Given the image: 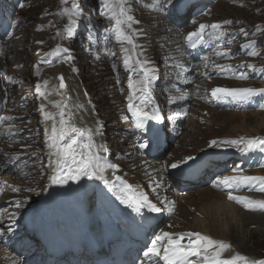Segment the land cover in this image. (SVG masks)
<instances>
[{
    "label": "snow or ice",
    "instance_id": "snow-or-ice-1",
    "mask_svg": "<svg viewBox=\"0 0 264 264\" xmlns=\"http://www.w3.org/2000/svg\"><path fill=\"white\" fill-rule=\"evenodd\" d=\"M65 3H67V0H65ZM99 3L107 10V18L110 21H114L113 32L115 40L121 45V50L126 54L123 59V66L125 71L129 72L128 88L130 89L127 107L134 119L135 129L142 133L145 138L141 141L139 147L141 149L151 148L161 135L162 129L156 125L162 123V118L158 106L151 104V89L154 81L157 79L152 74L154 69L145 67L149 61L140 60L139 55L141 53H137L136 51L138 45L135 40L138 32L133 28V24H138L139 21L135 20L133 15H131L132 9L129 0H117L115 4L110 3V0H99ZM153 9L166 17L172 15L179 16L183 10V4L181 0H155ZM63 14L68 16L69 24L71 25L76 23V17L83 15V10L78 4L73 3L71 9L65 8L63 10ZM230 23L231 21L224 22V24ZM222 28L223 25L219 23L211 25L201 23L196 31L188 33L186 39L189 45L193 47L197 41L201 44H206L210 40L221 41L228 35L225 31H222ZM241 32H243L246 38L249 36L243 29H241ZM57 34L59 35L60 33ZM72 35L73 33L69 27L68 36L71 37ZM227 42L230 44L231 39H228ZM125 45L130 47H125ZM241 48L247 50V54L252 57L259 55L257 51L250 50L253 48V43L241 45ZM217 55L223 56L226 53H217ZM67 59L71 60L72 57L68 56ZM204 59L207 62L208 57ZM204 66L207 68V63ZM214 67L219 72L230 73L239 80H247L249 78L247 72H239L237 75L230 65L215 64ZM239 67H245L253 72L257 71L255 66L251 64ZM113 68L115 69V65H113ZM137 69L139 70L138 72ZM185 71H187L186 68ZM141 73V78L138 81L134 80V74L139 75ZM36 74H40L39 70H37ZM202 75L211 79L210 76H207V73H202ZM57 79L59 80V89H65L64 77L61 75ZM37 92L41 96L45 95L44 92L40 91L39 85H37ZM137 93H140V95L137 96ZM57 94L61 93L57 92ZM210 95L218 102L247 104L256 97H264V88L215 87L211 89ZM137 99L139 100L138 104L135 103ZM179 99L183 100L185 96L182 94ZM55 107L60 109L58 112V122L52 115L44 116V120L53 121L49 137L50 143L48 145L50 149L49 166L54 165V174L51 177L53 185H64L70 180L79 182L81 177H86L89 180L99 179L103 180L109 189L116 193V198L121 204L132 209L134 212L139 213L141 209H147L152 213H160L162 211L160 207L149 200L142 190L127 183L120 176L115 177V181L119 182L118 184L115 181L107 180L104 175L105 171L117 168L116 165L109 163L101 155V152H108L107 147L104 145L97 146L90 130H84L76 126L66 102H62V104L58 103ZM149 107H151L150 111L148 110ZM260 107L264 109V104H261ZM65 110H68V112ZM99 130L98 128L97 131L99 132ZM210 146L235 148L242 155L256 151L264 153V139L258 137L247 140L243 137L239 139L212 140ZM53 157L55 158L54 160L52 159ZM194 159L195 157L188 156L180 163H172L165 166L161 171H166L167 167L177 169L181 163L187 164ZM259 167L264 168V163H261ZM233 171L234 175H225L218 178L215 186L226 192L229 201L241 205L245 210L264 212V200H253L247 196L234 194L242 190L264 193V176L246 175L244 174V169L240 166H236ZM156 186L159 187V184ZM12 191L18 192L19 189L13 188ZM161 203L165 204L170 213L172 212L171 202L162 200ZM20 206L19 202L15 205L16 208ZM15 215V213L11 214L12 219H15ZM12 230L13 226L10 224L5 230H0V237H3L5 232H12ZM230 250V244L199 232L173 234L161 231L151 241L150 247L147 248L143 255L149 261V264H160V262L162 264H264V259H250L248 256L239 253L226 256L225 253ZM13 264H16V262L13 261Z\"/></svg>",
    "mask_w": 264,
    "mask_h": 264
},
{
    "label": "rangeland",
    "instance_id": "rangeland-1",
    "mask_svg": "<svg viewBox=\"0 0 264 264\" xmlns=\"http://www.w3.org/2000/svg\"><path fill=\"white\" fill-rule=\"evenodd\" d=\"M27 1L33 2V5L31 6L30 9H26L25 11L21 12L20 16L26 17L25 19L32 21L30 22L29 26L26 27V29H23L17 35L18 40L15 43L16 46L11 48L10 50L11 52L8 57H5L4 60L2 59L0 60V64L1 63L3 64L4 62L6 63L9 60L10 61L14 60L13 63L6 64V66H11L17 61H21V65H22L21 68L17 73L14 72L16 76H18L20 78V81L23 82L24 80H27V78L31 77L32 74H34L32 78H34L37 85L41 87L40 82L43 80L44 73L50 71L51 69L44 71L43 73L40 74L39 77L36 74L37 72L34 73V69L35 68L43 69L46 66L44 62H41L39 60L40 57L39 52L45 49L46 47H49V45L54 40L53 38L56 37L57 33H55V31L53 30L54 28L52 27V25L55 23L53 22V20L58 17L59 13L54 18H52V20L45 21L43 19L41 20L43 22H40V17L49 16L50 14L49 8H51V6L53 5V1L52 0H27ZM91 1L94 7V3H96V0H91ZM97 3H99V0H97ZM227 3H231V4L228 5L226 3H219L217 5L216 9L214 10L215 16L213 15L214 16L213 20L220 18L222 19L238 18L239 20H244L252 28H259V30H261L260 35L264 37V30L262 29V26L264 27V0H240L238 2L236 0L234 2H227ZM97 19H99L98 16ZM39 23H41L42 25ZM51 23L52 25L49 27V33L51 35L48 37V33L47 31H45V29L46 26L50 25ZM145 23H147V21H145ZM42 26L44 29L39 31L38 27L42 28ZM47 37H48L47 41H51V42H49L48 44H44L43 46L42 43H45L46 41L45 39ZM47 52L48 50L45 53ZM54 69H60V68L56 67ZM84 69L85 68L82 69L81 67V72L83 75L80 77V79L88 89L89 93L92 95L93 100L96 101L101 116L104 119H107V121L110 120L112 121V119L114 120L113 118L114 110L111 108V103L108 102V98H107L108 93L107 92L105 93L104 87L107 85L106 81L97 77H92V74L89 72V67H86V70ZM232 87H239V86L233 85ZM21 93H25L23 98L29 100L31 105L30 110H32V113L35 114L36 116L35 119L37 120L39 116L38 113H40V108L45 103L41 99V95H39V93L35 91V93L40 96V97H36L33 94L34 91L32 90V87L31 85H29L28 82L24 83V87ZM203 107L205 106H202L201 110H204ZM215 112L222 113L216 110ZM223 113L227 116L225 119L211 120L204 117L203 120L205 121V124L203 125L200 124L201 121L200 122L195 121L192 118L188 119L183 126V133H184L183 137L177 140V143L179 144L180 148L174 149L170 152L172 155H174L175 159H181L183 156L186 155L192 156L197 154L195 148L198 147V145L208 143L209 140L211 139L223 138V137L226 138V136L229 135H235L237 137H241L242 135H244L245 137H254L257 135L264 136L263 113H256V112L254 113L223 112ZM244 115L245 116L248 115V117L243 118ZM231 116H233V118L227 119L228 117ZM40 127L44 128L43 120H41ZM196 128H198L199 130L196 131L195 130ZM43 130L44 131L42 138H44V142L41 143V146H46L45 142L47 141L46 138L48 137V134H46L45 129ZM217 131L219 133L218 136H213L210 134L211 132H217ZM191 140H195L197 142L195 148L190 147L189 144L191 143ZM38 159L42 160V157L38 156ZM175 159H168L167 157H165L163 160H165L166 163H171L175 161ZM134 162L135 161L132 159L130 167L131 170L134 171V173L138 174V170L135 167L136 162L135 163ZM141 167H143L142 163H140V168ZM6 178L9 179V176H6ZM200 184L201 183H199L198 185L194 184L191 186L192 188L198 187L197 190L187 192V194L180 196V199L183 202V206H184L181 209V213L184 217L181 216L176 217L178 213L176 210L177 208L174 209L175 212L172 216L173 218L167 221V223L163 224L161 230L163 228H167V231H175L174 228L170 229L168 228L167 225L170 223H174L176 221H184L188 223V226H190L191 228L200 231L202 230L205 232H208L205 229L208 223H214L215 227H218L217 225L220 224L224 229H226L227 226L234 224L236 227H238L237 235L239 236L238 238L239 240L244 239L245 242L248 241V237L246 236L248 232H251V234L253 235V242L255 244H253L252 242L250 243L248 241L246 243L247 244L246 248L240 246L242 254L246 255V253L251 252L253 253L251 254L253 256V259L258 260L262 258L264 256L262 254L264 253V228L261 226H252V225H249L247 227H242L241 222H244L243 213L246 211L241 208H238L236 205L228 201H225L224 197L221 196L220 194L218 193L213 194L214 191L212 189L208 188L204 184L203 185L205 187L203 188ZM47 194L48 192L45 193L43 200L47 197ZM206 206H208L206 212L200 209ZM231 246H233L234 249L239 250L237 248L236 243H232Z\"/></svg>",
    "mask_w": 264,
    "mask_h": 264
},
{
    "label": "bare ground",
    "instance_id": "bare-ground-1",
    "mask_svg": "<svg viewBox=\"0 0 264 264\" xmlns=\"http://www.w3.org/2000/svg\"><path fill=\"white\" fill-rule=\"evenodd\" d=\"M51 70L44 73L43 80L40 82V85H41L40 91L45 93L44 96H41V99L45 103L40 108V114L42 115L44 129L46 131V134H48V137L46 138L47 141L45 142L46 147H47L46 153L48 155L50 152V149L48 146L50 143L49 137L51 135V131H52V127H53V121L44 120V116L45 115H52L56 118V121L58 122V120H59L58 112L60 111V109L55 107L56 104H58V103L62 104V102H66L69 106L68 110H70L71 114L73 115V119L75 120V123L78 124V126L80 128L88 129L91 132H93V130L91 128V126L93 125V117L89 116L88 110L86 108V105L84 103L82 95H80L78 90H77V84H75L76 83L75 82L76 81L75 76H72L70 74H65L63 72V71H66L65 68L54 69L52 71ZM58 74H61L64 77L66 88L63 90H61L57 87L58 82L56 80V77ZM57 92H60L61 94L58 95ZM42 108H43V110H41ZM203 109H205L207 111V113L209 115L208 119L218 120V119H225L227 117L223 112L218 113V112H215V110H211L207 107H203ZM68 110H65V111L68 112ZM247 117H248V115L243 116V118H247ZM231 118H233V116L228 117L227 119H231ZM57 127H58V125H57ZM195 130L198 131L199 129L196 128ZM210 134L213 136L219 135L218 131L217 132H211ZM226 138L237 139L238 137L235 135H229V136H226ZM196 144H197V142L195 140H191V143L189 145L191 148H195ZM207 144L208 143L198 145V147L195 148L197 154L200 153L201 151H203L204 147ZM187 156H191V155H186V156H183L182 158L187 157ZM52 159L54 160L55 158L53 157ZM53 167H54V165L48 166L46 168L47 174H46L45 183H46V192H48V194H47V197L43 200V202L47 201L51 197L52 192H53V184L51 183V177L54 174ZM161 169H160V174L164 175L165 171H161ZM130 172L136 178L138 177V174L134 173V171L131 170ZM199 194H201V193H199ZM213 194H217V193L213 192ZM259 197L260 196L253 197V199L263 200L262 198H259ZM183 207H184L183 202L181 201L180 198H178V204H177V209H176L178 213H177L176 217H178V216L184 217L181 213V209ZM200 209L203 210L204 212H206V210L208 209V206L200 208ZM260 215L264 216V212H261V213L244 212L243 213L244 222H241V226L247 227L249 225H252V226H261L264 228V217H262ZM167 226L170 229L174 228L175 231H167V228H163L161 231H167V232H170L173 234H177V233H181V232H199V233L207 234L208 236L212 237L213 239L224 241L230 245L232 243H236L237 248L239 250H236L231 246V250L229 252L225 253L226 256L233 255L234 250H235V252H239L241 254L242 251H241L240 246H243V248H246V246H247L246 243L248 241L250 243L252 242L253 244H255L253 242V235L251 234V232H248L246 235L248 237V241L245 242L244 239L239 240L238 239L239 236L237 235L238 234V231H237L238 227H236L234 224L227 226V228L224 229V228H222V226L220 224L217 225L218 227H215L214 223H208L206 228H205L208 232H205L202 230H201L202 232L200 230H195V229L191 228L190 226H188V223H186L184 221H176L174 223L168 224ZM251 254H253V253L248 252V253H246V256H248L250 259H253V256ZM242 255H244V254H242ZM3 263H5L4 260H2L0 258V264H3Z\"/></svg>",
    "mask_w": 264,
    "mask_h": 264
}]
</instances>
